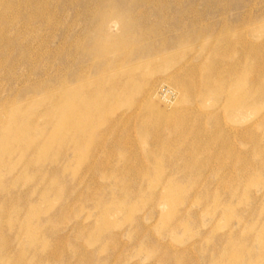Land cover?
Returning a JSON list of instances; mask_svg holds the SVG:
<instances>
[{
  "label": "rangeland",
  "instance_id": "374dc122",
  "mask_svg": "<svg viewBox=\"0 0 264 264\" xmlns=\"http://www.w3.org/2000/svg\"><path fill=\"white\" fill-rule=\"evenodd\" d=\"M0 264H264V0H0Z\"/></svg>",
  "mask_w": 264,
  "mask_h": 264
},
{
  "label": "bare ground",
  "instance_id": "6f19581e",
  "mask_svg": "<svg viewBox=\"0 0 264 264\" xmlns=\"http://www.w3.org/2000/svg\"><path fill=\"white\" fill-rule=\"evenodd\" d=\"M122 38H119V36L116 37V39L113 41L112 44L106 45L104 42L100 41L98 42V48L100 49L101 53H106L109 51L116 50L122 43ZM233 94L232 91L229 92L228 97ZM176 98V96H175ZM174 98V100H171V98H165L163 103L164 107L161 108L159 107L157 100L154 101V108L152 110V113L158 118L157 120H160L161 122H164L166 120H172L175 117L176 111H178L177 107V100ZM156 99V98H154ZM228 102L227 109L230 112H233L234 110L237 112V114H241L242 112V101L240 99H236L234 97H231L230 99H226ZM159 101V100H158ZM195 135H198V132L194 133ZM215 143L212 141H207L206 145L203 148L196 149V150H191L187 152V155L184 159V163L187 164L192 161H196L198 159V156L201 154H211L213 152V147ZM229 153V150L227 148H224L222 150V156L226 157ZM166 198V197H165Z\"/></svg>",
  "mask_w": 264,
  "mask_h": 264
}]
</instances>
